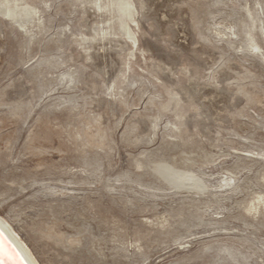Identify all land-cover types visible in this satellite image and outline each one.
<instances>
[{"label": "rangeland", "instance_id": "rangeland-1", "mask_svg": "<svg viewBox=\"0 0 264 264\" xmlns=\"http://www.w3.org/2000/svg\"><path fill=\"white\" fill-rule=\"evenodd\" d=\"M0 217L39 264H264V0H0Z\"/></svg>", "mask_w": 264, "mask_h": 264}, {"label": "bare ground", "instance_id": "bare-ground-1", "mask_svg": "<svg viewBox=\"0 0 264 264\" xmlns=\"http://www.w3.org/2000/svg\"><path fill=\"white\" fill-rule=\"evenodd\" d=\"M181 183L179 176H176ZM2 217V216H1ZM0 217V260L4 264H39L32 251L24 243V241L16 234L15 230L10 227ZM4 218V217H3Z\"/></svg>", "mask_w": 264, "mask_h": 264}, {"label": "water", "instance_id": "water-1", "mask_svg": "<svg viewBox=\"0 0 264 264\" xmlns=\"http://www.w3.org/2000/svg\"><path fill=\"white\" fill-rule=\"evenodd\" d=\"M0 264H4L3 262H1V260H0Z\"/></svg>", "mask_w": 264, "mask_h": 264}]
</instances>
